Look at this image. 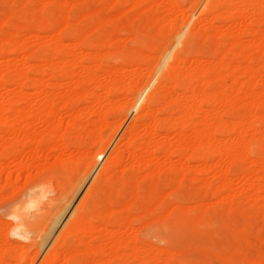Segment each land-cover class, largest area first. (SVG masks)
Returning a JSON list of instances; mask_svg holds the SVG:
<instances>
[{"label": "bare ground", "instance_id": "6f19581e", "mask_svg": "<svg viewBox=\"0 0 264 264\" xmlns=\"http://www.w3.org/2000/svg\"><path fill=\"white\" fill-rule=\"evenodd\" d=\"M44 1L50 2V0L35 2L23 16L13 13L8 18L0 19V58L5 60V63L0 65V181L4 179L6 186L16 184L13 178L18 179L22 172L31 168L34 170L33 173L37 171L38 174L45 176L52 175L55 166L60 165L62 169L67 170L71 183H75L77 179H82V183L77 186V190L74 186L76 193H73L71 199L66 202L51 228L34 248V257L29 254L31 249L29 246L18 247V252L13 253L9 240L6 241L4 236L2 238L4 240H0V262H7L3 257L6 251L8 258L17 260V264H34L40 250L60 227L61 218L63 219L68 212L69 217L58 232V236L56 235L50 248H47V253L43 259L41 258L42 261L37 260V264H60V262L80 264L81 251L87 256L82 264H108L111 258H115L116 261L118 259L119 264H176L173 260L175 250L154 247L148 241L138 240V235L135 237L137 233L132 235L134 214L130 209H135L133 205L140 201L141 204L137 203L141 206L137 209V211L140 209L139 216H136L135 209L136 218H141L140 215L144 217L146 214L144 212L149 213L145 216H149L152 212L154 218L149 217L154 219V222L158 219L160 221L179 217L204 227L208 214L206 210L209 208L207 204L205 205V201L200 205L197 204L198 202L195 203L196 206L198 205V211L194 212L191 208L195 207V204L191 208L190 204L185 207L186 205L179 203H176V207L171 205L172 208L163 206L164 196L177 190L175 189L177 184L181 183V186H184L182 181L188 173H191L193 187L210 191L212 197L224 201L229 210L238 211L241 201L237 198L243 197L248 206L249 203L252 204L264 215V143H254L258 139L264 141V77L263 72L259 73L257 69L259 63L255 65L258 58L264 61V0H193L189 8L177 0H95L103 4L129 5L130 10L148 13L149 23L157 27V31L155 30L156 37L148 46L145 44L146 51L137 47L128 50L123 46L124 42L122 45L121 42L119 43L118 31L121 28L128 29L129 25L130 17L126 13L119 12L116 16L107 15V18L105 15L96 18L97 11L101 8L90 12L86 10V14L79 11L77 12L79 14L74 15L81 16L83 12L82 16L87 19L85 23L79 25L81 23L75 22L81 17L72 18L74 20L71 21V16L65 10L76 5L80 8L78 4L81 0H51L55 7H58L59 12H55L54 9L47 12ZM142 4H145L144 9L140 8ZM193 12L196 17L191 19L190 15ZM202 15H207L209 18L203 28L196 27L195 23L201 20ZM34 21L36 25L33 27L31 22ZM218 21L229 22L230 25L226 29L220 28ZM109 25L113 26L112 30L109 28L110 31ZM7 26H11L13 30H7L5 28ZM41 32L48 33L43 35L46 36L45 38L49 37L45 42ZM133 33L138 34L137 31ZM169 33L170 35L182 33L181 41L178 45L175 44L177 47L174 49L166 40ZM132 34L127 37H131ZM141 37L140 35V39ZM197 38L202 42L213 43V52L209 58L204 56L202 49L191 54V44ZM41 39L44 44L40 42ZM66 40L68 42H65ZM35 45L42 49L40 56H35L33 53ZM110 46L118 52V55L120 53V56L130 57L131 60L127 65L109 66L108 72L113 76L107 75L109 78H101L99 71L106 64L104 63V66L101 63L100 56L103 54L100 52ZM129 66V70L131 66H136L139 72L133 67L135 71L131 69V72H135L134 74L126 73L125 67ZM26 67L37 68L38 76L29 75ZM138 67L145 68L146 73L140 72ZM189 67L190 69L187 70L186 68ZM223 68L229 69L230 72L227 71L229 74L226 72L227 76L223 74L224 71L222 73ZM160 70L158 76L157 71ZM238 70L244 75L243 80L239 78ZM144 74L147 76L146 82L143 79ZM222 75L224 78L221 81V90L218 89L217 93H214V90H211L213 93L207 90V83ZM60 86L64 87L61 93L56 90ZM29 87H34L35 94L40 99L38 103L27 91ZM144 89L145 94L142 93ZM138 96H142L141 99H138ZM88 98L96 105L91 112L96 118L90 126L88 119L87 122H84V119L91 104L87 103L89 106L85 104L82 108L77 105V101L82 99L87 101ZM21 102L26 105H20ZM209 103H220L224 107L228 104L233 106L235 103L239 107L238 105L242 104L246 106V112L245 114L243 112L244 115L239 118L227 119L223 116V112L207 109L205 105ZM123 106L128 110L130 107V111H126L121 120H110L117 109ZM231 106H227L225 110ZM164 110L169 111V114L161 116L160 112ZM64 111L69 117L67 123L64 122L65 115H62ZM87 126L89 130L87 129L85 136L88 135L91 142L87 140L88 144L81 145L82 141L79 143L78 138L83 134L82 129ZM139 126H143V133L138 131ZM107 129H112V132H108ZM172 131L176 132V136L171 137ZM157 136L164 138V141L158 140ZM42 144L46 145L49 151L53 149L64 151L73 147L79 154L74 159L69 155L52 164H41L38 162V155L42 151ZM76 151L73 154H76ZM81 153H84L82 156L85 157L86 154L88 157L82 158ZM125 153L132 161L129 168L134 173L139 172L143 162L148 170L146 176L151 178L152 187L141 195L135 192L127 196L115 188L116 182L123 181ZM156 153L162 154L167 162L175 155L180 157H178L180 164L169 163L171 167L177 169V174L175 173L176 177L173 180L174 189L169 187L172 191L167 194L160 195L157 188L156 177L162 167H158L155 162ZM79 155L81 158H78ZM143 155L149 156L148 159L144 158V160ZM192 161H201L203 166L200 164V168L195 169L193 173L184 169L186 166L191 168L192 165L199 166L195 163L190 165ZM83 162L86 168L90 167L91 171L88 169L90 173L81 167ZM238 163L244 164V166L240 165V176L238 175L243 187L235 191V177L232 174L237 172L231 170L232 173L230 167ZM156 165L160 169H157ZM235 166L239 167V164ZM118 168V171L121 168V173H112ZM125 168L126 165L123 169ZM94 171L96 174L85 196L77 202L78 204L74 200L76 206L70 210V207L74 206L73 198H76L77 193L81 191ZM204 172H211V178L202 177ZM35 173L34 177H36ZM56 184L59 187V183ZM13 186L10 187L13 191L9 190L8 195H12L14 189L19 188L18 185ZM48 186L50 191L52 188ZM205 190L200 193H205ZM178 191L180 193V190L176 192ZM208 192L207 196L210 197ZM39 197L37 201L40 203L43 200L40 198L39 201ZM123 198L130 199V202L125 204V208L120 206L122 210L125 209L124 215L121 216L117 214L119 207L115 209V204ZM218 201L215 200V203ZM38 202L36 204H39ZM31 206L36 205L31 204ZM159 212L163 213L165 218L163 214L160 217L155 216ZM13 214H19V211ZM151 219L150 222H153ZM147 220L144 222L150 223ZM22 224L20 222L17 228L20 229ZM122 227L131 232L125 233ZM120 230L125 234L121 235ZM117 231L120 233L119 236ZM99 232L117 233V236H111L112 242L109 248L105 246L109 244L104 245L103 240L94 242L99 238L97 235ZM233 232L236 238L243 237L249 242L244 229L236 227ZM17 235L23 239L30 237L23 232ZM219 257L229 261L233 259L229 253H220ZM263 258L250 257L248 261L249 264H264Z\"/></svg>", "mask_w": 264, "mask_h": 264}, {"label": "rangeland", "instance_id": "374dc122", "mask_svg": "<svg viewBox=\"0 0 264 264\" xmlns=\"http://www.w3.org/2000/svg\"><path fill=\"white\" fill-rule=\"evenodd\" d=\"M40 1H42V0H34V2L32 0H25V2H24V0H0V19L6 18V17L8 18L13 13L17 14V15L20 14L19 16H23V14L25 12H27L28 10H30L33 7L35 2L39 3ZM177 1L182 3V4H184L186 7L189 8V6L191 5L193 0H177ZM42 3L43 2H41V5H43ZM102 5H104V6H102ZM105 5H107V6H105ZM44 6H45V10L47 9L46 10L47 12L52 10V9H54L55 12H59L58 7H55V5L51 2V0H50V2L48 1L46 3L44 1ZM76 6H74V7L73 6H70V7L68 6L69 8H67V6H66L65 9L67 8V10L64 9L71 16V18H70L71 21L74 20L72 18H76V17L80 16V15H77V16L74 15V14H79V13H77L79 11H83L86 14L87 12H90L91 10H95V9H98V8H101V9H99L98 11L96 10L98 12L96 18L101 17V16H105V15H106L107 18H108V16H116L119 12L126 13V15H128L130 17L128 29L130 28L131 30L137 31V33H138V34H135V33H133V31H131V30L129 31L128 29H125V28H121L118 31L119 38L117 37V39H118L119 43L121 42V45H122L123 42H124L123 46L126 49L128 48V50H134V49H137V48H142L144 51H146V48H147L148 44L154 39V37H156L157 27H155L151 23H149L148 13H143V12L142 13H138L136 11L130 10L129 9L130 7H128L129 5L128 6L127 5H119L118 3L110 5V4H103V3H100V2H96L95 0H93V1L92 0H87V2L85 0H81L80 3L78 4V6L80 8H77ZM49 8H51V9H49ZM82 8H83V10H82ZM140 8L144 9L145 8V4H142ZM86 10H89V11L85 12ZM83 12H82V14H84ZM82 14L80 16L81 18L78 21H76V22L74 21L75 23H78V24L81 23L79 25H82V22L85 23V21L87 19L85 18L84 15L82 16ZM194 17H196V15L193 12L190 15V18L192 19ZM208 18L209 17L207 15H204V16L202 15L201 16V20L199 22H197V23L194 22L195 26L203 28ZM140 19H141V21H140ZM31 23L30 24L33 27L36 25L35 21L31 22ZM133 23L135 24V26H134ZM217 24H218V26L220 28L223 27L225 29H226V27H228L230 25L229 22H223V21H220V22L218 21ZM149 25H152V26L149 27ZM10 27L11 26H7L5 28L7 30H10V29L13 30V28L12 27L10 28ZM109 28L112 30L113 26H111V25L108 26V30L110 31ZM136 28H137V30H135ZM138 29H139V31H138ZM120 31L123 32V33H121ZM140 32H141V34H140ZM41 34H42V36L45 35V34L48 35L47 32H45V33L41 32ZM130 34H132L133 36L131 35V37L130 36L127 37V35H130ZM134 34H135V36H134ZM140 35L142 36L141 39H140ZM168 35L166 37V40L169 41L170 46L172 45V47H173L172 49L176 48L178 43H180V41H181L180 38L182 36V33H181V35L180 34H174V33L171 34V35L169 33ZM172 35L173 36L175 35V36L172 37ZM148 36H149V38H147ZM45 37H44V39H45L44 42L46 41V39L49 38L48 36H47L48 38H45ZM171 38H172V40H171ZM42 40L43 39H41L40 42ZM143 40H145V41H143ZM194 41L191 44V51H190L191 54L193 53V51H194L193 54H195L196 52H198L199 50L202 49L203 52H204V56L206 58H209L211 56L212 52H213V43L211 41L202 42L200 38H197ZM44 42H43V44H44ZM65 42H68V41L66 40ZM142 43H143V45H142ZM169 43H168V45H169ZM171 43H173V44H171ZM145 44H147V46ZM175 44H177V45H175ZM143 47H145V48H143ZM105 48H108L109 50L112 49V50H110L111 53H110V51L108 49L106 50ZM105 48H103V49L105 50V52L107 51L106 53L104 52L103 49L101 50L102 52H100L101 54L104 55V56L103 55L100 56V59L102 61L101 63L102 64H104V63L106 64V66L104 64L105 67H103V69L101 71H99L100 72L99 74H100L101 78H106V77H108L111 74V73L108 72L109 66L127 65V62H129L131 60L130 57H126V58L123 57L122 54H121L122 56H120V53L118 55V52L115 51L114 48L111 47V46L110 47H105ZM33 53H34L35 56H40L42 54V49L39 46L38 47L36 46V48H34V50H33ZM121 57H123L124 59L121 58ZM4 61L5 60L3 58H0V65L1 66L3 65L2 63H5ZM262 61L263 60L258 58L255 61L256 64L255 63L254 64L257 66L258 63H259L258 68L257 67L256 68L259 70V73H260V71L263 72V74L262 73L261 74L264 77V64H263L264 61L263 62ZM20 63H21V61H20ZM131 67H132L131 68L132 71L137 70L136 66H131ZM133 67L135 68V70L133 69ZM26 68H28V67H26ZM125 68L124 69L127 70L125 72L126 73L128 72L130 74V72H131V69L129 70L130 66L129 67H125ZM141 68H142V70H141ZM139 69H140V72L141 71H145V73H146V71H147L143 67H140ZM186 69L188 70V69H190V67L186 68ZM36 70H37V68H31V67H29L27 69L28 74L31 75L32 77L38 76V73H37ZM223 71H224V73H223ZM227 71H229V69L223 68L222 73L225 74V76H227L229 74V72H230V71L229 72H227ZM240 71L241 70H238L237 74H239V78L241 80H243L245 77H244L243 74H241ZM136 72H139V71L137 70ZM160 72H161V70L157 71V73H158L157 75L158 76H159ZM131 73H133V72H131ZM75 76L77 77L78 74H76ZM111 76H113V74L110 75V77ZM222 76L219 77L218 79H213L214 81L210 80V82L207 83V90H210L211 93H213L212 92L213 90H214V93L219 92L218 89L221 90V87H222L221 81L224 78V75H222ZM262 76H260V77H262ZM76 77H74V78L76 79ZM145 77H147L146 74H144V77H143L144 81L146 82L147 78L145 79ZM61 81H66V80L64 79V80H61ZM11 87H13V86H11ZM56 90H57V92L61 93V92H63L62 90H64V87L60 86V87L56 88ZM27 91L30 93V96H31V98L33 100L37 101V103L40 101L39 97H37L36 94H35L34 87H29L27 89ZM142 93H144V94L146 93L145 89L143 90ZM142 96H138V99H141L140 97H142ZM88 100L87 101H83V99L79 100V101H77V105L80 108H82V107H84L85 104L87 106H89V104H91V106H89L90 110L87 111V114H86L87 117H85V119H84L85 120L84 122H87V119H88V122H90V124H89V126H90L92 124L91 122L94 121L95 118H96V115L94 113H91L95 109L96 105H95V103H92L93 102L92 99L88 98ZM87 103H89V104H87ZM92 104H94L95 106L92 105ZM231 104L233 105V103H231ZM235 104L233 106L228 104L227 105L228 107L231 106L230 108H228V110H225V108L227 106L224 107L220 103H216V104L209 103V104H207L205 106H206L207 109L210 108L209 110H212V109L214 110L215 109V111L217 110V111H220L221 113L223 112L222 113L223 116L225 118H227V119L228 118L236 119L237 117L239 118V117H241L242 115L245 114L246 106L238 103L239 105L238 104L237 105L239 107H237ZM20 105L25 106L26 104L24 102H21ZM121 108L117 109L116 113L112 115L114 117H112V118L110 117L111 118L110 120H112V121L113 120L114 121L121 120V118H123V116L125 115V112L126 111L127 112L130 111V107H129V110H128V108L126 106H123L122 109H124V110H122ZM169 108H171V107H169ZM243 112H244V114H243ZM64 113H65V111H64ZM64 113L62 115H65L63 117H64V122H66L67 120H69V117H68V115H66V113L65 114ZM166 113L169 114V111H166V110L161 111L160 115L163 116L162 114L165 115ZM130 118H129V120H130ZM89 126H87V127L82 129L83 130V134L80 136V138H78L79 143L82 141L80 143L81 145H83V143L84 144L85 143L88 144L87 140L89 142H91V138L88 137L87 134H86L87 136H85V132L86 131L88 132V130H89L88 127ZM111 130L107 129V131L108 132L110 131V133L112 132ZM143 130H144L143 126H139L138 131L139 132L142 131L141 133H143ZM110 133H108V134H110ZM174 136H176V132L172 131L171 137H174ZM157 139L158 140H162L161 142L164 141V138H162L161 136H157ZM259 142H260V144L264 143V141L261 140V139H258L257 141H254L255 144H259ZM46 149H47V146L42 144L41 145V150L42 151H40V153L38 155V162L41 163V164H45V163L52 164L53 162L59 161V160L65 158V157H67L69 155L70 156L72 155V158L74 159L75 157L77 158V156L79 154V152L77 154V151H76L77 149H75L73 147H71L69 150L65 149L64 151L63 150L61 151L60 149H58V150H54L53 149V150L49 151V149H47V150ZM69 151H71L70 154H69ZM74 151H76L75 152L76 154H73ZM65 152H67V153H65ZM82 154L84 155V153H81L80 155L82 156ZM80 155H79L78 158H81ZM143 156H144L143 159L144 158L148 159V157H149L147 155L146 156L143 155ZM83 157L84 156H82V158ZM85 157L87 158L88 156L85 154ZM155 157L154 158L157 159L155 162L158 164V167H160V168L162 167L161 168L162 169L161 172L158 173V177H156L157 178V180H156L157 188H158V190L160 192V195H162L161 193L167 194L169 191H172V190H170V188L172 187L173 182H174L173 181L174 177H176V174H177V171H176L177 169H175L173 166H172L173 167L172 168L170 166V164L172 162H173L172 164H175L176 162H178L180 164V160H179L180 157L178 155H175V156H173L171 158V161H168V162L165 160V158L163 157L162 154L157 155V153H156ZM214 161L215 160L213 158V162ZM102 162L99 164V166L95 170L96 172L100 168ZM130 162H132L131 159L125 153V157L123 159V164H124V167L126 165V167L128 169L125 168L126 169L125 170V169H123L124 167L122 168V170H124L123 171V181H119L118 183L116 182L115 183V185H116L115 188L119 189L121 192H123L127 196H128V194L130 195V194L135 193V192H138L141 195L144 191L148 190V188L152 187V181H151V178L146 176L148 174L147 173L148 170L144 167L145 166L144 162L142 163V166L139 169V172H137V173H134L131 170V168H129L130 167L129 166ZM165 162L167 163V165H166ZM194 163L196 165L198 164L199 166L195 167V165H192ZM82 164H81V167L83 169L87 170L86 171L87 173L89 171H91V169H89L90 167L87 166V168H86L85 163L83 165ZM200 164L202 165L201 161H192L190 165H192L193 167L191 168V166H186L184 169H187L189 172L193 173L195 171V169L200 168V166H201ZM238 164H239V167L235 166V165H238ZM238 164H234V165H232L233 167L232 166L230 167V171L231 170H233V171L236 170V172H237V173H235V172L233 173L231 171L233 173L232 176L235 177V187H236L235 191H238V189L240 190L243 187V185H242L243 182L241 183L240 182L241 180L238 177L240 176V169H239L241 167L240 165L244 166V164H241V163H238ZM166 166H168V168ZM158 167L156 165V168L160 169ZM175 167H180V166H175ZM88 169H89V171H88ZM32 170H33V168H31V169H29V170H27L25 172H22V175L18 179L16 177H14L13 178V182L16 181V184L13 183L10 186H6V183H5L4 179L2 181H0V225H1L0 226L1 227L0 228L1 229L0 230V240H4L2 238L5 236L4 237L5 240L6 241L9 240L8 242L11 245L10 247H11V250H12L13 253H17L21 246H29L31 248L29 250V254L31 253V256L34 257L35 256V253H34L35 249L34 248L37 246V244H39V242H41L40 240L43 238L45 233L51 228V225L53 224L55 219L58 217L60 212L65 207L66 202L68 200H70L71 199L70 197L76 193V192L74 193V191H76L78 189L77 186H79V184L82 183V179H77V180H79L78 182L76 180L75 183H73V182L71 183L70 178H68V175H67L68 174L67 170L65 168L62 169V166H60V165L55 166L52 175H46V176H50V177L52 176L53 178L52 177L51 178H47L43 174H40V173L38 174L37 171H36V173L34 172L36 174V177H34V173H33L34 170L33 171ZM115 170H113L112 173H118L119 174V172L121 171V168H120V171H118L119 168L115 169ZM58 171H60V172H58ZM95 171H94L93 175L91 174V177H89V179H87V181H86L84 187H82L81 191L77 193L76 198L75 197L73 198L72 205L74 204V206H71L70 210L74 209L76 204H78L77 202H79L80 199L82 200L83 197L85 196V192H86L87 188L90 186L91 182L93 181L92 179H93V177L96 174ZM190 176H191V173H188V175L183 179L182 182H183L184 186H181L182 185L181 183H179V184L176 183L178 186L175 187V189L180 190V193H179V191L177 193L176 192L177 190H174L173 192H169L170 194L169 195L167 194L166 196H164V198L161 196V198H163V202H164L163 206L167 207V208H169L171 205L173 207H176L177 206L176 203H179V204L186 205L185 207H187V205L189 206V204H190L189 207L191 208V206L194 205L195 203L198 202L197 204L200 205L201 202L203 203L205 201L206 202V203L204 202L205 205L207 204L206 206L209 207V208H207L205 206V208H207L206 211L208 212V214H206L207 219H206V221L204 223V227L196 225L193 221L184 220V219L179 218V217L178 218L177 217H174V218L172 217L170 219L167 218V220H168L167 221L166 218H165V215L163 213H160V212H159L160 214L158 213L159 215L157 213L156 214L154 213L155 216H157V217L158 216L160 217L161 214H163L165 219H162L160 221H158L159 220L158 219V220H155V222H154L153 221L154 219L153 220L151 219L152 216H153V214H151L152 212L149 215V216H151V218L149 216H145L148 212H144V214L146 213L144 215V217L142 215H140L143 220L141 218H139V217L136 218L134 215L137 213L136 216H139L138 213L140 212V209H139V211H137V209L141 208V206L137 204V203H140V201H138L137 203H135L136 204L135 206L133 205V207H135V209H136V213H135V209L133 207H131L133 209H130L131 213L134 214L132 216L133 217L132 218V225H133L132 227H134V229H133L134 232L133 231L132 232L131 231H126V229L124 227H122L121 229L122 230L124 229L123 231H125V233L131 232L132 235L133 234L135 235V233H137L135 237H137V235H138V238H137L138 240L140 239L141 241H145V242L148 241V243L153 244L154 247H157V248H168V249L170 248L171 251L175 250L174 251L175 255H173V260H174V262L176 264L177 263L178 264H194V263L195 264H215V263L216 264H225V263L226 264H246L244 262H247V264H249L250 262L248 260H249L250 257H251V259L264 257V240H263L264 239V218H263L264 215H262L263 213L259 209H257L255 206L250 204V203H249V206H248L247 201L243 197L237 198V200L241 201V202H239L240 208L238 207V209H239L238 211L229 210L227 208L228 206H226L225 202L224 201H220V199H216L215 197H212V194H211L210 191L208 192V191H206L203 188H195V187H193V185L191 183L192 180H191ZM211 176H212L211 172H204L202 174V177H205V178H208V179H210ZM29 178H30V180H29ZM41 178H43V179H41ZM56 182L59 183V187H58V184H56ZM169 184H170V186H169ZM13 185H15V186L18 185L19 188L18 189L17 188L14 189L15 192L12 195H8L9 192H10L9 190L13 191V188L12 189L10 188ZM47 186L49 188H52V189H50V191H49ZM74 186H75L76 190L73 189ZM70 188H71V190H70ZM172 189H174V188L172 187ZM203 190H205L206 192L201 194L200 192H203ZM42 192H44L43 195H42ZM207 192H208V195H211L210 197L207 196ZM173 193L176 194L177 196L176 195L172 196V195H174ZM46 194H47V196H46ZM225 194L227 195V193H225ZM41 195H42L43 198L44 197H46V198L43 199L41 197ZM38 197H39V201H41V199L43 201H41L39 203L37 201ZM34 199H35V201H34ZM242 199H243V201H242ZM74 200H75L76 204L74 203ZM129 200L130 199H127V198L121 199L120 200L121 203L119 201L118 204H115V209H117L118 207L120 208V206H124V208H125L126 205L128 204V202H130ZM215 200H219L218 203L217 202L215 203ZM244 200H245V202H244ZM36 201L39 204H36L37 203ZM207 202L209 203V206H208ZM212 202H213V204H212ZM219 202H221V203H219ZM31 204L36 205V206L33 207V206H31ZM40 204H41V206H40ZM198 205L196 206V204H195V207L192 206L191 209L192 210L194 209L193 212L194 211H198ZM172 206H171V208H172ZM241 207H243V208H241ZM119 208L117 209V214H119L121 216L124 215L123 213H125V209L122 210V207L120 209ZM249 208H253V209H249ZM70 210H68V211L70 212ZM15 211H19V214H13V213H15ZM68 214H70V213L67 212V214L64 216V218L63 219L61 218V221L59 223L60 227L58 228L59 230L57 229V231L54 232L55 234L53 233V235H55V236H53V235L51 236L52 240L49 239V241L45 244V247L41 249L42 251L40 250L41 253L39 252V255H38V257H37V259H36L34 264H37L38 261H40V262L42 261L41 258L43 259V257L45 256V253H47V251H48L47 248L48 249L50 248L51 243H53V241L55 240L54 238L56 237V235L58 236V234H59L58 232H60L63 224L68 219V217H69ZM148 217H149V219H148ZM157 217H155V219ZM138 218H139V220H138ZM153 218H154V216H153ZM150 219L153 222H150ZM145 220L149 221L150 223H148V224L145 223L144 222ZM20 222L23 223L22 224L23 226L19 229V228H17V226H18V224ZM167 226H169V227H167ZM140 227H142V228H140ZM236 227L244 229V232L246 233V235H247V237L249 239V242H246L243 237H237V238L235 237L233 230ZM122 230H120V231H122ZM21 232H23V234L26 233V236L28 235V233H30V232H32V233L29 234L30 237H29V235L27 236L29 238L23 239V238L19 237L20 235L19 236L17 235V234H19ZM122 232H120L121 235L125 234L124 232L123 233ZM102 233H100V232L97 233L99 238L95 239L94 242H100L101 240H103L105 242L104 245L105 244H109V246L105 245L107 248L110 247V244L112 242L111 236L112 237L117 236V233H118V236L120 235V233L118 231H117V233L113 232L112 234L111 233H103L102 234ZM34 239H35V241H34ZM47 245H48V247H47ZM5 252L3 254V257H4V260L7 259V262L3 261V262H0V264H17L16 263L17 260L9 259L8 258V254H7L8 252L7 253H5ZM81 252L83 253V251H81ZM82 253L80 254V258H79L80 264H82L83 259H85L87 257L86 253L85 254L84 253L82 254ZM220 253H229L230 255L233 256L232 261H229L226 258L219 257ZM39 256H40V259H39ZM108 259H110V258L108 257ZM119 263L120 262L118 261V259L116 261L115 258H111V262L109 261L108 264H119ZM60 264H62V263L60 262Z\"/></svg>", "mask_w": 264, "mask_h": 264}]
</instances>
